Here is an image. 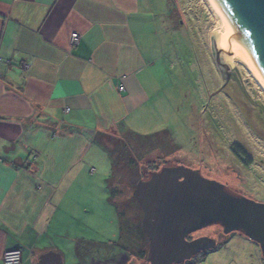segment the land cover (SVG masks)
<instances>
[{
    "label": "crops",
    "instance_id": "1",
    "mask_svg": "<svg viewBox=\"0 0 264 264\" xmlns=\"http://www.w3.org/2000/svg\"><path fill=\"white\" fill-rule=\"evenodd\" d=\"M142 1L0 0V264L11 250L23 264L49 252L37 243L66 180L94 164V135L134 143L156 130L143 122L158 60Z\"/></svg>",
    "mask_w": 264,
    "mask_h": 264
},
{
    "label": "rangeland",
    "instance_id": "2",
    "mask_svg": "<svg viewBox=\"0 0 264 264\" xmlns=\"http://www.w3.org/2000/svg\"><path fill=\"white\" fill-rule=\"evenodd\" d=\"M150 13L155 24L147 30L145 43L158 60L152 84L157 93L151 106L154 112L143 122L156 130L139 133L134 143L126 141L140 181L147 180L153 170L184 167L264 204V94L230 54H225L234 63L230 68L238 72L231 73V81L217 67L211 45L222 50L221 38L216 33L217 20L204 0H151ZM223 57L220 53V60ZM95 146L94 164L85 166L78 178L66 180L64 185L73 183L58 194L59 210L37 243L43 251L58 252L63 264H79L78 241L94 244L84 250L85 256L121 257L118 217L107 189L111 162ZM136 180L126 175L116 199L134 229L125 245L132 253L149 247L136 232L143 219L138 202L132 200L140 182ZM195 237L212 238L214 249L200 263L195 259L187 264H264L259 247L240 232L225 235L220 225H213ZM31 259L25 263H37ZM129 259L127 264H148L147 260Z\"/></svg>",
    "mask_w": 264,
    "mask_h": 264
},
{
    "label": "water",
    "instance_id": "3",
    "mask_svg": "<svg viewBox=\"0 0 264 264\" xmlns=\"http://www.w3.org/2000/svg\"><path fill=\"white\" fill-rule=\"evenodd\" d=\"M210 1L233 36L239 48L235 51L264 84V0ZM216 47L220 46L211 45V52L228 82L237 71L230 68L234 64L228 60L230 52ZM220 53L224 55L221 60ZM133 198L143 212L148 264H183L199 252L214 249L209 239L186 240L213 225H220L225 235L242 233L259 247L264 263V204L231 194L198 171L163 167L137 183ZM36 264H63V260L59 253L49 251Z\"/></svg>",
    "mask_w": 264,
    "mask_h": 264
},
{
    "label": "trees",
    "instance_id": "4",
    "mask_svg": "<svg viewBox=\"0 0 264 264\" xmlns=\"http://www.w3.org/2000/svg\"><path fill=\"white\" fill-rule=\"evenodd\" d=\"M127 140L119 138L115 134H97L93 136V142L95 145L99 146L109 157L111 162L110 176L107 179V189L109 191V203L114 208L119 224V239L117 246L120 247L122 245H127L132 239L133 235V227L131 221L127 218V214L125 210L119 205L116 199L119 196V184L125 179L126 175H129L131 179H137L136 181H140L138 173V165L136 164V160L133 157L131 150L128 146ZM156 170H153L155 172ZM132 200L135 202L136 200L132 197ZM137 202V201H136ZM138 206V205H137ZM139 207V206H138ZM141 210V209H140ZM142 211V210H141ZM141 226V224H139ZM138 226V228H139ZM137 233H140L142 237L145 239V243L147 244V238L145 237L142 228H139V231L136 230ZM92 246H94L91 242L78 241L76 244V256L78 260L85 261L89 256H85L86 249L91 250ZM105 248H108L107 245H104ZM81 249V250H80ZM148 256V251L143 250L138 253L136 258L138 260H146ZM206 257L200 258V261L205 260ZM84 263V262H83Z\"/></svg>",
    "mask_w": 264,
    "mask_h": 264
},
{
    "label": "bare ground",
    "instance_id": "5",
    "mask_svg": "<svg viewBox=\"0 0 264 264\" xmlns=\"http://www.w3.org/2000/svg\"><path fill=\"white\" fill-rule=\"evenodd\" d=\"M204 1L206 2L208 8L210 9L213 17H215L217 20L216 26H218V31H216V33L219 32L221 38L220 44L222 46L221 47L222 50L226 49V51L230 52V57H233L236 61H238L239 63H241V65H243V67L246 69L250 77L253 78L257 86L261 89L262 93L264 94V84L255 74V72L250 68V66L245 62V60L236 52L239 51V48L235 43V40L232 34L230 33L229 29L227 28L226 24L222 20L221 16L219 15V13L217 12V10L215 9V7L213 6L210 0H204ZM227 48H232V49H227Z\"/></svg>",
    "mask_w": 264,
    "mask_h": 264
},
{
    "label": "flooded vegetation",
    "instance_id": "6",
    "mask_svg": "<svg viewBox=\"0 0 264 264\" xmlns=\"http://www.w3.org/2000/svg\"><path fill=\"white\" fill-rule=\"evenodd\" d=\"M234 75H232V74H230V81H231V79H232V77H233ZM199 172V171H198ZM200 174H201V172H199ZM202 175V174H201ZM203 176V175H202ZM203 177H205V176H203ZM206 178V177H205ZM208 179V178H207ZM209 180H212V179H209ZM217 182V181H216ZM225 188H226V190L228 191V192H230L231 194H234V195H236V196H240L241 197V195H237V194H235V193H233V192H231V191H229L228 190V188L226 187V185L224 186ZM141 228H142V225H141ZM143 231V230H142ZM200 231H198V232H195V233H193V234H191L190 236H188L187 237V241L189 242V243H191V242H193V241H197V240H202V239H205V240H212V241H214L212 238H210V237H195V235L196 234H198ZM145 235V234H144ZM146 237V236H145ZM120 248V251H121V253H120V258H118V259H115V258H112V256H108V254H106L105 256H102L101 254H97V255H92L91 257H87L86 258V260L85 261H82V260H78V262H79V264H125L126 263V260H127V257H135L136 258V256L138 255V253L140 252V251H136V252H134L133 251V253L131 252V251H129L127 248H126V246L125 245H122V246H120L119 247ZM140 250V249H139ZM212 249L211 250H205V251H202V252H199L196 256H194L190 261H187V262H185V263H183V264H187V263H190L191 261H193V260H197V259H200V258H203V257H207L210 253H212ZM148 257V256H147ZM147 260V259H146ZM84 262V263H83Z\"/></svg>",
    "mask_w": 264,
    "mask_h": 264
},
{
    "label": "built area",
    "instance_id": "7",
    "mask_svg": "<svg viewBox=\"0 0 264 264\" xmlns=\"http://www.w3.org/2000/svg\"><path fill=\"white\" fill-rule=\"evenodd\" d=\"M78 42H79V35L73 34L71 36V45L75 47L78 45ZM120 91H123V89L121 88ZM67 112L68 109L65 111V113ZM2 264H23L22 251L17 249L6 252L2 258Z\"/></svg>",
    "mask_w": 264,
    "mask_h": 264
}]
</instances>
